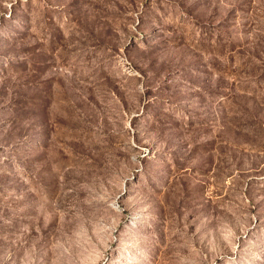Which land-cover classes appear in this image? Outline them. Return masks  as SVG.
<instances>
[{"label": "rangeland", "instance_id": "374dc122", "mask_svg": "<svg viewBox=\"0 0 264 264\" xmlns=\"http://www.w3.org/2000/svg\"><path fill=\"white\" fill-rule=\"evenodd\" d=\"M0 264H264V0H0Z\"/></svg>", "mask_w": 264, "mask_h": 264}]
</instances>
